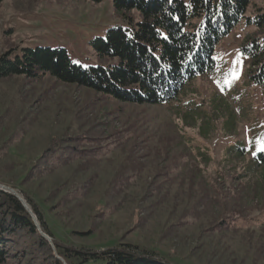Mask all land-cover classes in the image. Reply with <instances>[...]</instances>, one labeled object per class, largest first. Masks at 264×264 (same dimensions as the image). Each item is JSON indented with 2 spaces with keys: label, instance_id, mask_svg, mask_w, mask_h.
Instances as JSON below:
<instances>
[{
  "label": "rangeland",
  "instance_id": "1",
  "mask_svg": "<svg viewBox=\"0 0 264 264\" xmlns=\"http://www.w3.org/2000/svg\"><path fill=\"white\" fill-rule=\"evenodd\" d=\"M255 7L264 0L249 15ZM118 24L112 0H4L0 59L49 46L86 67L108 63L92 41ZM254 29L239 23L214 72L167 103L122 102L50 74L0 78V184L40 210L64 264L59 245L123 244L167 264H264L261 170L250 168L264 145V82L242 51ZM23 237L12 252L27 262L36 244Z\"/></svg>",
  "mask_w": 264,
  "mask_h": 264
},
{
  "label": "trees",
  "instance_id": "2",
  "mask_svg": "<svg viewBox=\"0 0 264 264\" xmlns=\"http://www.w3.org/2000/svg\"><path fill=\"white\" fill-rule=\"evenodd\" d=\"M112 2L125 24L110 27L105 36L92 41L98 56L110 62L86 67L73 62L65 48H25L21 54L10 53L0 59V78L50 74L63 83L83 86L122 102L167 103L178 100L195 77L214 72L217 46L244 21L246 26L255 28L242 44V51L251 63L250 76L258 83L264 82V10L255 7L254 14L249 15L252 0ZM250 168L261 170L257 189V196H261L264 151L256 155ZM30 204L43 223L40 210ZM24 235L32 237L36 244L32 259L27 262L24 250L23 257L12 252ZM59 255L68 264H167L130 244L104 251L59 245ZM7 262L64 264L54 254L48 239L39 233L23 203L14 194L0 189V264Z\"/></svg>",
  "mask_w": 264,
  "mask_h": 264
},
{
  "label": "water",
  "instance_id": "3",
  "mask_svg": "<svg viewBox=\"0 0 264 264\" xmlns=\"http://www.w3.org/2000/svg\"><path fill=\"white\" fill-rule=\"evenodd\" d=\"M0 189H4L12 194H14L24 205V207L27 209V211L32 215L33 217V220L38 228V230L40 231V233L45 237L47 238L49 241H52V239L42 231L41 227H40V224L37 220V217L35 216L34 212L32 211L31 207L28 205L27 201L15 190V189H12L8 186H5V185H2L0 184Z\"/></svg>",
  "mask_w": 264,
  "mask_h": 264
},
{
  "label": "snow or ice",
  "instance_id": "4",
  "mask_svg": "<svg viewBox=\"0 0 264 264\" xmlns=\"http://www.w3.org/2000/svg\"><path fill=\"white\" fill-rule=\"evenodd\" d=\"M165 38H167V37H165ZM233 63H234V65H241L242 60H235ZM229 75L232 77L233 80L239 79V73L235 69H230ZM231 82H232V80H226V83L230 84ZM261 150L264 151V145H262Z\"/></svg>",
  "mask_w": 264,
  "mask_h": 264
}]
</instances>
